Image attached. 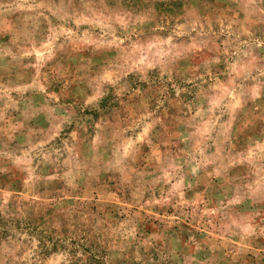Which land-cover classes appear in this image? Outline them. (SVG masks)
Returning a JSON list of instances; mask_svg holds the SVG:
<instances>
[{"label": "rangeland", "instance_id": "374dc122", "mask_svg": "<svg viewBox=\"0 0 264 264\" xmlns=\"http://www.w3.org/2000/svg\"><path fill=\"white\" fill-rule=\"evenodd\" d=\"M0 264H264V0H0Z\"/></svg>", "mask_w": 264, "mask_h": 264}]
</instances>
